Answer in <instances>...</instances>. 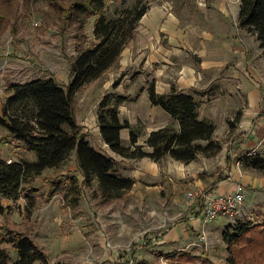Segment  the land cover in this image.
I'll list each match as a JSON object with an SVG mask.
<instances>
[{
  "label": "rangeland",
  "instance_id": "1",
  "mask_svg": "<svg viewBox=\"0 0 264 264\" xmlns=\"http://www.w3.org/2000/svg\"><path fill=\"white\" fill-rule=\"evenodd\" d=\"M73 1L57 0L59 5L54 6L66 10ZM138 2L139 7L145 8L153 5H171L172 13H179V15L185 7L193 9L195 5H220L221 15L217 20L218 24L222 20V25L215 29L210 27L209 22H206V25L208 24L216 34L210 31L212 35L223 39L222 45L228 43L245 48V59L241 57L239 59V56H236L241 62L237 72L242 74V76L237 74V79L243 87L248 85L257 89L262 101L260 110L264 111L263 52L259 53L255 36H251L237 25L239 0H104L105 15L108 18H114L124 10L135 9ZM0 14L6 18L5 30L0 34L1 105L9 96L6 89L10 84H20L51 76L61 88L67 87L72 80L70 60L75 57L77 48H89L96 43L92 33L96 16L89 17L83 28L79 29L78 24L64 20V10L57 12L46 2L34 0H0ZM235 17L236 20L233 22ZM218 44H220L219 39ZM228 61L231 62V59ZM117 64L118 61L111 69H116ZM104 74L78 91L74 100L76 122L90 143L98 149L102 147L96 123V112L100 100L108 94L113 97L116 94V96L124 97L130 93L140 97L143 85L140 78L132 80L128 78L127 73L117 74L114 78ZM111 79V83L108 84ZM218 79H220L219 76L214 84L209 86L208 90L206 89L205 95H201L204 96L201 97L202 100L198 98L202 116L209 118V122L215 126L213 140L221 147L216 155L198 156L192 164L175 162L166 157L157 163H160L158 166L162 174V178L157 180L158 183H154L153 180L156 176L149 171L143 172L137 161L124 162L123 165L115 164V172L121 171L123 175L136 177L144 175L143 180H139L140 184L137 182L132 191L123 193L118 199L108 201L101 200L97 183L93 181L90 187H81L78 206L73 209L65 202L64 191L52 197L48 194L49 183L58 180L59 177L73 175L80 182L82 181L75 152H72L65 164L57 169L45 170L30 181L27 187L36 192L35 205L32 208L27 209L26 202L22 198L12 201L0 197L1 206L7 208L6 212L0 215V225L27 235L45 254L47 258L45 264H110L113 262L137 264L139 259H144L146 264H167V260L164 259L165 250L152 247V242H149L147 238L161 234L172 225L183 224L189 213L198 216L196 209L186 204V193L195 188L209 189L202 183L206 182L208 175L215 178L217 176L216 181L224 182L229 176L228 182L225 183H231L232 176L227 169L228 166L236 165V162L245 156L264 158V113L260 118L242 120L243 112L247 109V102L243 97L246 93L245 89L239 91L233 86L232 89H227L225 93L219 95L215 88V85H221ZM128 81L130 83H127ZM146 94L139 98L137 107L140 109H143L145 105ZM146 103L150 105L148 100ZM156 109L160 114L153 119L142 113L140 115H136L135 112L130 113L132 121L129 125L138 136L137 145H142L147 152L150 151L145 147L148 134L159 126L165 127L169 123L168 126H174L176 122L160 108L156 107ZM127 131L129 136V130ZM1 132L4 133L5 130L0 127ZM239 140H245V144L238 143ZM122 145L129 146V137L128 141L122 142ZM106 151L110 156L115 155L109 149ZM20 156L36 160L33 153L23 152ZM174 164L178 166L177 170L171 169ZM239 167L243 172L244 169ZM155 186L158 188H154ZM262 190L264 191V189L260 191ZM155 196L160 201L153 202L152 199ZM263 198L259 197L253 201L249 196L250 206L245 207L246 210L244 205L241 207V219H237L235 223L260 224L264 219ZM149 210L152 212L148 213ZM234 224L218 216L207 225L209 228H215V231L212 233L205 231L202 244L186 246L183 249L196 253V256L204 254L210 264H228V254L222 240V233L225 227L235 226ZM216 229L221 230L216 231ZM190 236L192 238L196 236L195 242L198 243L199 234L190 233ZM0 247L8 252L13 261L16 260L17 256L10 246L0 244ZM247 263L264 264V253L260 260L254 259L248 262L242 259L239 262V264Z\"/></svg>",
  "mask_w": 264,
  "mask_h": 264
},
{
  "label": "trees",
  "instance_id": "2",
  "mask_svg": "<svg viewBox=\"0 0 264 264\" xmlns=\"http://www.w3.org/2000/svg\"><path fill=\"white\" fill-rule=\"evenodd\" d=\"M44 1L57 12L65 11L64 20L78 24L82 29L87 19L96 16L93 37L96 43L89 48H77L70 60L71 82L61 88L51 76L10 84L6 89L9 96L1 107L0 127L6 132L4 144L15 147L19 152L33 153L36 160L11 161L0 159V197L16 201L22 198L26 207L35 205L34 189L27 187L30 181L48 169H57L65 164L75 152V159L82 176L66 175L50 182L49 196L64 191L65 202L75 209L79 203L81 187H90L96 181L100 198L108 201L120 198L132 189L135 180L115 173V163L110 157L95 151L85 133L77 124L74 111L76 93L87 84L98 80L113 67L133 33L147 7L124 10L114 18L105 15L104 0H74L65 10L57 0ZM237 25L254 35L258 48L264 55V0H239ZM6 18L0 14V34L5 30ZM115 86V84H113ZM148 101L173 118L178 128L165 126L148 134L144 151L137 145V134L127 121L118 118V105L123 97L103 96L100 100L96 123L102 142L115 155L127 160L148 159L158 163L168 157L174 161L189 164L198 156L212 157L220 150L213 140L215 126L199 118L198 104L190 94H181L171 88L168 94H157L151 81L146 88ZM129 130V146L124 147L120 131ZM204 143L205 145H202ZM242 169L264 174V158L245 156L239 161ZM0 204V215L6 212ZM264 218V213H263ZM225 227L222 240L228 254V264L260 260L264 253V219L260 224L238 222ZM0 244L10 246L17 256L13 261L8 252L0 247V264H45L43 251L27 235L0 225ZM167 264H210L204 254L192 255L181 250L167 257ZM250 264V263H247Z\"/></svg>",
  "mask_w": 264,
  "mask_h": 264
},
{
  "label": "crops",
  "instance_id": "3",
  "mask_svg": "<svg viewBox=\"0 0 264 264\" xmlns=\"http://www.w3.org/2000/svg\"><path fill=\"white\" fill-rule=\"evenodd\" d=\"M215 6H217V8ZM219 9H221L220 5H195L193 9L185 7L181 15H179V13H172L171 5H153L149 7L139 20L132 38L126 43L119 57L118 64L116 65L118 67H116V69H108L109 71L105 73L104 76L108 75V77L114 78L117 74L127 73L129 74L128 78L132 80L140 78L143 82L140 97H142L144 93L146 94L147 85L152 81L157 94H168L171 88H175V90L181 94L192 95L197 104H199L198 98L202 100L201 97L204 96L201 95H205V92L208 90L207 88L214 84L217 76H219L220 79L218 80L221 85H215L219 95L225 93L227 89H232L233 86L234 89H239V91L240 89H245L246 93L243 97L246 99L247 109L243 112L242 120L260 118L264 113V111L262 112V110H260L262 104L260 93L255 87L251 88V86L248 85L243 87L237 79V74H241V72H237V68L241 67V62L236 56H239V59L240 57L245 59V48L235 47L228 43L222 45L221 42L223 39L214 36L216 34L209 28L208 24L206 25V22H209L210 27L214 29L222 25V20L219 24L217 20L218 16L221 15ZM235 20L236 17L233 22H235ZM210 31H212L214 35H212ZM218 39L220 40V44H218ZM258 50L259 53H262V50ZM230 59L231 62L228 61ZM247 67L249 68V65H247ZM110 81H112V79L108 81V84L111 83ZM127 83L130 82L128 81ZM116 90H118V88H116ZM140 97L130 93L123 97L124 101L121 102L117 108L118 118L121 122L127 121L129 123L132 121V119H130L131 112H135L136 115L142 113L144 116L152 117V119L155 118V116H159L160 113L157 111L156 107H153L149 101L150 105L146 103V100H148L147 94L144 99L145 105L142 107L143 109L138 108ZM1 107L2 105L0 104V113ZM198 113L200 119L210 121L208 120L209 118L202 116L200 108L198 109ZM168 125H170V123ZM173 125V128H178L176 122ZM163 127L164 126H159L154 129V131ZM127 133V130L120 131V139L122 142L128 141L129 136ZM5 134L6 132L0 133V159H10L13 162L21 158L26 159L20 156L22 152H19L17 148L9 147L2 142ZM88 142L95 151L113 159L116 165H123L124 162L129 161H137L138 166H141L143 172L149 171V173L156 176V178L153 177L154 183H158L157 180L162 178L160 166H158L160 163L157 164L148 159L124 160L116 155L110 156L106 151L108 147L102 141V147H99L100 150L95 148L89 140ZM240 142L245 144V140H239L238 143ZM12 155H14L15 158ZM26 160L29 162L34 161L31 159ZM192 163L193 162L190 164ZM127 164L131 165L129 163ZM177 168L178 166H176V164L171 167L172 170H177ZM115 169L114 166V170ZM227 169L231 172V183H225L223 180L216 181L217 176L215 178V176L212 177L211 175H208L209 177L206 178V182L202 183L206 184V187L215 188L223 192L232 191L236 183L241 184L244 187L245 193V210L250 206V201L248 200L249 196L252 197L253 201H256L259 197H261V199L264 197V191H260L264 189L263 174H259L254 170H243L242 172L239 167V161L236 162V165L230 164ZM115 173L135 180V184L129 191H132L136 187L137 182L144 178L142 177L144 175H139V177L134 175H123L121 171ZM199 180L200 179H198V181ZM138 184L140 183L138 182ZM154 188L157 189L158 187L155 186ZM142 199H144V197ZM152 201L157 202L160 201V199L155 196ZM150 212L152 211L149 210L148 213ZM200 228L199 216L189 213L186 217V222L183 224L172 225L170 229L147 239L149 242H152V247L158 250H165L166 256L164 259L167 260L169 255L184 250V247L191 243H195L196 236L192 238L190 233L197 235L200 232ZM221 229H216V231H220ZM204 230L207 233H212V231H215V228H209L206 225ZM144 244L145 242L142 246H144ZM189 253L196 255L194 252L189 251ZM113 263L121 264L118 262ZM137 264H146V262L144 259H139L137 260Z\"/></svg>",
  "mask_w": 264,
  "mask_h": 264
},
{
  "label": "built area",
  "instance_id": "4",
  "mask_svg": "<svg viewBox=\"0 0 264 264\" xmlns=\"http://www.w3.org/2000/svg\"><path fill=\"white\" fill-rule=\"evenodd\" d=\"M8 162H11L10 160ZM229 176L225 179L228 182ZM245 193L241 184H236L232 191L219 192L215 188H195L186 193V204L196 209L200 218V232L198 243H191L190 246H199L205 239V226L211 223L216 217L222 216L231 223L241 219V207L244 205ZM132 261H130L131 263Z\"/></svg>",
  "mask_w": 264,
  "mask_h": 264
}]
</instances>
